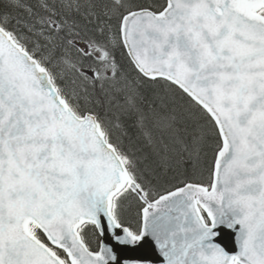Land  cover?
Segmentation results:
<instances>
[{
    "label": "snow or ice",
    "instance_id": "1",
    "mask_svg": "<svg viewBox=\"0 0 264 264\" xmlns=\"http://www.w3.org/2000/svg\"><path fill=\"white\" fill-rule=\"evenodd\" d=\"M0 264H264V0H0Z\"/></svg>",
    "mask_w": 264,
    "mask_h": 264
}]
</instances>
